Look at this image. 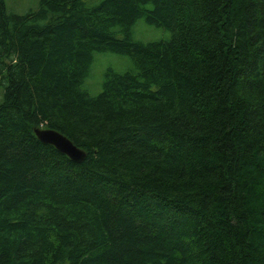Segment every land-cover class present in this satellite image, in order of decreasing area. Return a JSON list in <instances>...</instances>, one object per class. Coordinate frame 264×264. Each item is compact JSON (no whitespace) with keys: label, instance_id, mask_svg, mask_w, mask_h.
<instances>
[{"label":"trees","instance_id":"trees-1","mask_svg":"<svg viewBox=\"0 0 264 264\" xmlns=\"http://www.w3.org/2000/svg\"><path fill=\"white\" fill-rule=\"evenodd\" d=\"M0 264H264V0H0Z\"/></svg>","mask_w":264,"mask_h":264},{"label":"rangeland","instance_id":"rangeland-1","mask_svg":"<svg viewBox=\"0 0 264 264\" xmlns=\"http://www.w3.org/2000/svg\"><path fill=\"white\" fill-rule=\"evenodd\" d=\"M39 0H6L7 10L17 14L27 12L29 9H35ZM134 36L145 42L166 39L169 32L160 26L149 24L144 18H139L133 27ZM133 67L131 59L125 55L113 52H97L94 55L90 67L89 76L85 80L84 87L91 95H97L102 90L105 71L112 68L123 72Z\"/></svg>","mask_w":264,"mask_h":264},{"label":"water","instance_id":"water-1","mask_svg":"<svg viewBox=\"0 0 264 264\" xmlns=\"http://www.w3.org/2000/svg\"><path fill=\"white\" fill-rule=\"evenodd\" d=\"M34 131L41 141L55 146L74 161L80 162L85 158L86 152L61 132L52 128H36Z\"/></svg>","mask_w":264,"mask_h":264}]
</instances>
